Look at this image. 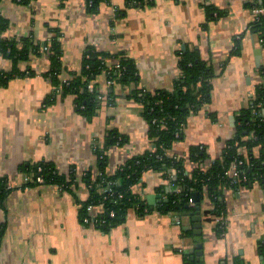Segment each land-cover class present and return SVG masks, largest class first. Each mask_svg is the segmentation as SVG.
<instances>
[{"label": "crops", "instance_id": "1", "mask_svg": "<svg viewBox=\"0 0 264 264\" xmlns=\"http://www.w3.org/2000/svg\"><path fill=\"white\" fill-rule=\"evenodd\" d=\"M252 2L155 0L139 6L108 0L93 12L86 0H3L0 13L10 21L5 38L32 35L44 43L54 29L60 31L65 79L69 71L81 69L89 46L124 52L137 65L139 86L150 91L173 88L182 76V51L209 60L216 73L210 100L190 115L183 137L168 151L183 158L191 172L197 166L190 159L194 147L208 156L204 168L223 156L236 134L240 110L250 106L256 86L264 82V41L252 29L259 14ZM208 5L222 14L210 18ZM19 67L34 74L0 87V176L12 186L0 203V264H264V182L223 189L220 233L208 196L201 201L200 215L195 202L188 201L181 211L172 207L178 187L170 169H148L144 184L135 185L143 211L131 207L124 222L108 230L85 224L80 207L89 190L81 178L87 170L99 172L98 150L109 132L117 130L126 138L106 151L110 174L154 149L144 104L128 96L133 84L115 83L114 102L104 101L88 120L77 110L74 95L60 94L48 104L54 86L43 48ZM12 68L13 61L0 53V70ZM97 81L105 92L112 87L105 74ZM254 155L260 156V147ZM39 161L53 162L65 175L75 167L78 186L64 191L55 184L27 185L32 175L24 168ZM101 209L92 207V215ZM199 235L203 253L197 255Z\"/></svg>", "mask_w": 264, "mask_h": 264}, {"label": "trees", "instance_id": "2", "mask_svg": "<svg viewBox=\"0 0 264 264\" xmlns=\"http://www.w3.org/2000/svg\"><path fill=\"white\" fill-rule=\"evenodd\" d=\"M2 1L0 0V5ZM14 1L29 4L32 0ZM103 1L108 0H86L89 10L93 12L98 10L99 4ZM133 1L135 0H127V3L145 6L155 0ZM252 1L255 7L264 8V0ZM206 10L210 18L214 17L216 12L218 16L222 14V11L216 10L213 6H206ZM9 25L10 21L0 13V33H4ZM252 29L256 30L264 41V12L258 14ZM53 31V36L44 43L36 40L32 35L0 39V53L13 61L12 70H0V87H6L15 77L33 75L34 72L31 69L22 70L19 62L29 60L32 54H40L42 48L48 46L50 70L47 75L54 86L53 91L46 98L48 104L53 103L60 94L74 95L77 110L88 120H92L104 101L114 102L115 83L133 84L135 88L130 90L128 96L144 104V115L150 125V138L154 144V149L130 158L119 166L115 173L110 174L106 151L115 144H124L126 138L117 130L109 132L104 148L98 150L99 172L87 170L81 178L89 190L88 197L81 200L82 220L85 217H93L92 207L102 206L103 211H99L97 215L105 222L103 224L98 222L97 225L106 230L118 226L124 222L131 207H136L139 211L144 210L145 203L134 187L144 184L145 171L152 168L165 171L174 168L176 175L171 178L172 182L182 191L172 197V207L181 211L189 199L195 197V194H198L200 201L208 196L213 203L210 211L215 218H219L216 228L220 233L222 231L220 218L224 215L226 208L222 198L223 189L237 188L242 185L252 186L257 181L264 182V82L256 86L250 106L240 110L236 118V134L227 142L223 156L204 168L201 163L208 156L205 150L196 146L192 149L190 159L196 162L197 166L188 172L184 159L170 156L168 151L183 137L190 115L198 112L210 100L211 80L216 76L210 61L203 59L199 52L182 51L180 53L182 76L175 82L173 88L150 91L139 86L137 65L124 52L109 53L89 46L84 54L81 69L69 71L68 78L65 79L63 51L59 39L61 33L58 29ZM238 46L234 54L239 53ZM101 74H105L107 79L114 81L110 91H103L97 81ZM260 74L264 77V66L260 69ZM100 95L105 98L100 99ZM256 147H260L258 157L254 155ZM236 159L243 161L239 169L245 176V180L240 183H234L233 179L227 175L228 169ZM24 169L32 175L27 185L55 184L64 191H71L72 187L78 186L75 167H72L69 175L60 173L56 165L50 161L32 163ZM11 189L8 178L0 176V203L5 200ZM120 193L123 194L122 197L119 196ZM111 211H114V215ZM260 252L264 256V244L260 246Z\"/></svg>", "mask_w": 264, "mask_h": 264}, {"label": "built area", "instance_id": "3", "mask_svg": "<svg viewBox=\"0 0 264 264\" xmlns=\"http://www.w3.org/2000/svg\"><path fill=\"white\" fill-rule=\"evenodd\" d=\"M133 2H136V0L133 1ZM207 2H208V0H206V3ZM257 12L258 13H263L264 12V8L263 7L262 8H257ZM2 38H3V33H0V39H2ZM43 49L47 52L48 51V46H44ZM113 83H114V81L108 78V84L111 85ZM99 98L101 99V98H105V97L103 95H100ZM242 163H243V161L236 159L231 164L230 168L227 171V175L230 178L233 179L234 183H240L241 181L245 180V176L242 175V172L239 169V165L242 164ZM172 171H173V173L175 172V175H176V169H174V168L170 169V172H172ZM40 182H42V179H40ZM176 186L178 187L177 193L181 192L182 189L178 185H176ZM237 188H238V186H237ZM119 196L122 197L123 194L120 193ZM189 201L194 203V198H190ZM101 208H102V206H101ZM100 211H103V210L101 209ZM111 214L114 215V211H111ZM98 217H99L98 215L93 216V217H85L83 221H84L85 224H88V225H90V224L91 225L92 224L93 225H97L98 222H99V224H103L105 222V220L103 218L99 219Z\"/></svg>", "mask_w": 264, "mask_h": 264}, {"label": "water", "instance_id": "4", "mask_svg": "<svg viewBox=\"0 0 264 264\" xmlns=\"http://www.w3.org/2000/svg\"><path fill=\"white\" fill-rule=\"evenodd\" d=\"M183 48H184V46H183ZM194 202L197 204L196 208H197V211L199 212V215H200V212H201V201H200V199L198 197V194H195ZM195 220H198V223H196L195 226L200 227L201 226V222H200L201 218H200V216H196ZM196 233L200 234L201 230H196ZM200 235L196 237V241L198 242L197 245H196V248L198 249L197 255H200V254L203 253L202 252L203 251L202 250L203 249V240H202V237Z\"/></svg>", "mask_w": 264, "mask_h": 264}]
</instances>
